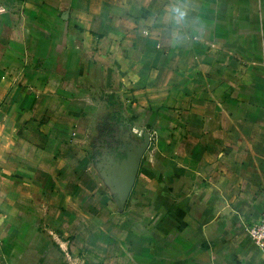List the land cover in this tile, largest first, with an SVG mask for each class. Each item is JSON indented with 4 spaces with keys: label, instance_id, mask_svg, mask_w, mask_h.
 <instances>
[{
    "label": "crops",
    "instance_id": "1",
    "mask_svg": "<svg viewBox=\"0 0 264 264\" xmlns=\"http://www.w3.org/2000/svg\"><path fill=\"white\" fill-rule=\"evenodd\" d=\"M263 212L264 0H0V264H264Z\"/></svg>",
    "mask_w": 264,
    "mask_h": 264
},
{
    "label": "rangeland",
    "instance_id": "2",
    "mask_svg": "<svg viewBox=\"0 0 264 264\" xmlns=\"http://www.w3.org/2000/svg\"><path fill=\"white\" fill-rule=\"evenodd\" d=\"M102 123L106 125L103 127L101 125V129H100L102 131L103 136L107 137L106 138L107 145H105L106 150L103 153V155L100 154L99 150H95V155L98 156L99 153V156L105 157V159L110 162L111 165H109V167L108 166L106 167L107 170H111V166L114 168L113 164L116 163L123 162L124 165H128V163L131 162V159H133L132 157L134 156V154L139 152V150H137L138 145H127L128 143L126 141L129 140L127 135H124L122 133L119 136H116L113 132V127L110 126L109 122L102 121L100 124ZM103 136H101V132H100V135L97 136L96 142H102ZM121 142L122 145H120ZM124 168H126V166L122 167V169Z\"/></svg>",
    "mask_w": 264,
    "mask_h": 264
},
{
    "label": "built area",
    "instance_id": "3",
    "mask_svg": "<svg viewBox=\"0 0 264 264\" xmlns=\"http://www.w3.org/2000/svg\"><path fill=\"white\" fill-rule=\"evenodd\" d=\"M153 139L152 134H148V141L150 142ZM251 243L254 249L259 252L264 259V212L260 215L258 220L247 225L246 228Z\"/></svg>",
    "mask_w": 264,
    "mask_h": 264
},
{
    "label": "clouds",
    "instance_id": "4",
    "mask_svg": "<svg viewBox=\"0 0 264 264\" xmlns=\"http://www.w3.org/2000/svg\"><path fill=\"white\" fill-rule=\"evenodd\" d=\"M170 14L173 19L177 21H183L187 16V10L180 4H174L170 9ZM138 133L142 132V130H137Z\"/></svg>",
    "mask_w": 264,
    "mask_h": 264
},
{
    "label": "water",
    "instance_id": "5",
    "mask_svg": "<svg viewBox=\"0 0 264 264\" xmlns=\"http://www.w3.org/2000/svg\"><path fill=\"white\" fill-rule=\"evenodd\" d=\"M145 137H146V141H148V137H147V135H145Z\"/></svg>",
    "mask_w": 264,
    "mask_h": 264
}]
</instances>
